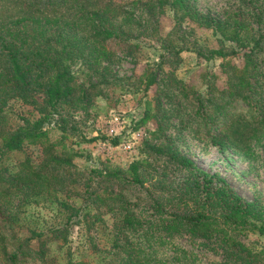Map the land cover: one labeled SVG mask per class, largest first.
<instances>
[{"label":"trees","instance_id":"16d2710c","mask_svg":"<svg viewBox=\"0 0 264 264\" xmlns=\"http://www.w3.org/2000/svg\"><path fill=\"white\" fill-rule=\"evenodd\" d=\"M25 1L27 13L0 21V264H202L209 254L221 257L216 264H264V247L248 240L264 236V204L243 199L174 145L159 102L158 65L147 64L134 76L144 105L134 127L154 120L155 128L152 143L141 149L144 158L126 169L84 173L73 163L78 154L63 144L66 128L53 143L46 128L59 107L93 104L103 82L99 77L116 56L115 43L133 51L139 45L130 43L140 39L178 54L183 48L173 35L190 24V32L202 29L216 37V46L196 55L204 63L219 61L225 78L219 87L217 75L205 70L195 88L166 73L176 100L190 106L193 137L256 157L257 147L264 149V0H247L246 11H230L220 19L200 13L191 0ZM165 8L174 13L173 25L161 36ZM162 59L169 68L170 60ZM77 65H84L85 82L75 77ZM16 102L36 108L39 116H19L14 124ZM119 141L109 139L113 147ZM30 145L41 147L42 163L35 168L24 158L18 170L8 172V154ZM158 158L180 176L157 165ZM44 203L55 205L60 222L29 227L23 208ZM104 214L112 222L101 245ZM73 226L85 228L81 248L69 239ZM182 238L189 249L178 241Z\"/></svg>","mask_w":264,"mask_h":264},{"label":"rangeland","instance_id":"374dc122","mask_svg":"<svg viewBox=\"0 0 264 264\" xmlns=\"http://www.w3.org/2000/svg\"><path fill=\"white\" fill-rule=\"evenodd\" d=\"M196 9L212 18H224L230 11L245 9L247 0H191ZM264 2V1H263ZM25 0H0V21L10 17H16L27 13L30 7ZM174 13L165 8L163 17L160 18L161 36H165L173 25ZM190 24H183L180 32L173 35L176 44L183 48L178 54L169 53L166 49L154 47L150 42H142L140 39L130 44H138L139 47L133 51L127 50L125 46L114 44L116 56L109 64V72L99 77L103 80L96 91L100 94L93 99V104L84 109L72 110L66 106L59 107V114H53L50 118L48 137L51 143L59 141L62 136L61 127L66 128L67 138L63 144L78 154L73 163L85 172L89 170L102 171V169L121 168L126 169L133 162L144 158L141 149L145 142L152 143L150 132L155 128L154 120L147 122L135 129L134 123L139 120L144 105L139 98V88L134 76L142 74L147 64L158 65V83L162 89L159 97L161 107L168 115L169 129L166 134L171 138L174 145L202 171L216 174L222 177L234 191L247 201L259 199L264 204V149L257 147L256 157L248 158L237 155L229 149H219L210 142L198 141L193 137V126L195 121L191 119L192 113L189 104L180 103L176 100L177 91L169 83L166 73L171 72L177 80L187 82L198 88L200 86V73L211 70L217 75L216 83L223 87L224 76L220 73L219 61L204 63L196 55V51H206V48L216 46L215 36L210 31L194 29ZM180 38V39H179ZM182 39V40H181ZM162 56L170 60L169 68L162 65ZM264 60V56H263ZM241 65V60H236ZM84 65L75 67V77L78 82H85ZM81 70L84 72H81ZM264 73V67H263ZM92 82H96L92 79ZM264 92V87H263ZM41 97L38 102L41 103ZM264 100V93H263ZM12 114L18 123L17 117L34 119L37 118V109L32 106L23 105L20 102L13 104ZM115 118L117 120H115ZM180 122H182L180 124ZM113 129V132L110 130ZM97 139L91 143L83 142V139ZM119 137L118 146H111L109 139ZM107 139V140H104ZM58 150H62L59 145ZM8 172L18 170L19 163L28 158L35 168L43 161L41 147L39 145L25 146L19 152L8 154ZM165 165L172 176L179 177L180 173L172 166L166 165L158 158L157 165ZM96 179L91 187L97 185ZM24 222L29 227H44L56 225L61 217L56 216L55 205L29 204L23 208ZM104 235H99L101 245L107 242L112 217L109 214L102 216ZM85 228L73 226L69 236L73 247H80ZM248 240L264 247V236L257 237L249 235ZM178 241L187 249L184 238ZM221 257L211 254L201 258L202 264H216Z\"/></svg>","mask_w":264,"mask_h":264},{"label":"built area","instance_id":"2783aa9c","mask_svg":"<svg viewBox=\"0 0 264 264\" xmlns=\"http://www.w3.org/2000/svg\"><path fill=\"white\" fill-rule=\"evenodd\" d=\"M115 120H117V119L115 118ZM110 131L113 132V129H111Z\"/></svg>","mask_w":264,"mask_h":264}]
</instances>
